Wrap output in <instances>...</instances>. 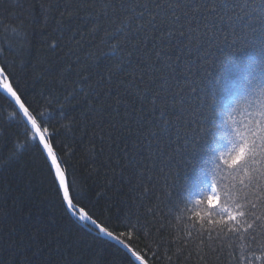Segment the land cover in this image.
Returning <instances> with one entry per match:
<instances>
[{"label":"trees","instance_id":"trees-1","mask_svg":"<svg viewBox=\"0 0 264 264\" xmlns=\"http://www.w3.org/2000/svg\"><path fill=\"white\" fill-rule=\"evenodd\" d=\"M250 2L255 7L262 0ZM104 3L0 0V68L37 111L58 109L77 90L65 105L76 124L52 144L79 205L114 235L135 228L132 246L146 264H182L175 241L192 217L183 189L191 169L203 165L183 162L176 129L213 85L223 88L225 106L242 91L245 71L235 50L251 38L242 23L201 12L191 25L181 18L184 36L167 35L171 25L158 22L160 30L133 36L112 56L116 41L106 33L119 22L98 15ZM245 55L255 53L245 47ZM12 111L0 98V264H129L126 252L67 210L35 142L20 148L22 117H9ZM235 116L242 118L240 110ZM226 145V139L219 141L222 149ZM161 224L166 227L158 232ZM232 243L239 257L246 241ZM253 248L260 255L259 245ZM221 264H229L228 258Z\"/></svg>","mask_w":264,"mask_h":264},{"label":"snow or ice","instance_id":"snow-or-ice-1","mask_svg":"<svg viewBox=\"0 0 264 264\" xmlns=\"http://www.w3.org/2000/svg\"><path fill=\"white\" fill-rule=\"evenodd\" d=\"M201 12L207 17L227 16L230 22L242 23L245 37L251 39L235 50L245 71L242 91L225 106L221 102L223 88L220 84L213 85L201 97L197 111L183 118L176 129V142L180 145L177 151L183 162L199 163L203 167L191 169V182L183 189L187 193L185 211L191 212L192 217H189L190 223H184L185 235L175 241L179 246L174 255L177 260L183 257L182 264H192L193 260L195 264H221L225 257L229 264H254L255 261L264 264V0L255 7L250 0L232 4L224 0H105L98 15L119 22L115 32L106 33L109 40L116 41L111 50L112 56H116L117 49L133 36L160 30L158 22L159 26L171 25L167 35L184 36L185 24L181 18L191 25L193 17ZM12 32L19 34L16 28ZM245 47L251 48L255 55H245ZM82 78L87 80L86 76ZM78 91L85 92L83 87ZM76 94L77 90L69 92L64 104L56 110L37 111L22 99L16 84L0 68V98L13 108L9 117H22L19 126L24 144L20 148L35 142L46 155V162H50V171L54 172V182L58 184L57 195L67 210L79 221L89 222L99 235L123 246L129 254V264H146L144 256L132 246L135 228L114 235L105 223L98 222L79 205L74 185L54 151L53 137L61 130L71 131L76 124L65 111V105ZM238 110L241 119H236ZM164 123L170 127L167 120ZM221 139L227 140L226 150L219 146ZM212 143L217 147H211ZM92 151L95 152L94 144ZM165 227L161 224L157 231ZM237 239L246 241L240 244L239 257L233 255L232 242ZM253 245H259L260 255Z\"/></svg>","mask_w":264,"mask_h":264},{"label":"water","instance_id":"water-1","mask_svg":"<svg viewBox=\"0 0 264 264\" xmlns=\"http://www.w3.org/2000/svg\"><path fill=\"white\" fill-rule=\"evenodd\" d=\"M45 156V158H46V155H44ZM48 164L50 165V162H48ZM54 173V172H53ZM86 224H88V225H90V223L89 222H85ZM91 227H93L94 228V226H92V225H90ZM106 240H108L109 242H111V243H113L114 245H116L117 247H119L120 249H122L124 252H126V250L123 248V246H121L117 241H114V240H112L111 238H109V237H106V236H103ZM127 253V252H126ZM128 254V253H127ZM129 255V254H128ZM137 264H138V262H137Z\"/></svg>","mask_w":264,"mask_h":264}]
</instances>
